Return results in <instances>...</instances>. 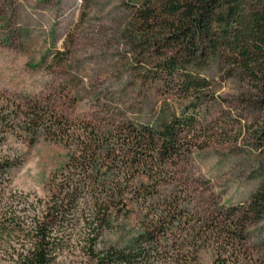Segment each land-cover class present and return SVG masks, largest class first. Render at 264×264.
Listing matches in <instances>:
<instances>
[{"label": "rangeland", "instance_id": "rangeland-1", "mask_svg": "<svg viewBox=\"0 0 264 264\" xmlns=\"http://www.w3.org/2000/svg\"><path fill=\"white\" fill-rule=\"evenodd\" d=\"M160 1L149 0L154 6ZM144 3L0 0V112L8 120L0 157L20 163L2 201L16 207L24 229H30L66 158L61 143L34 129L32 105L57 106L70 120L114 115L160 127L187 119L191 124L180 135L186 150L176 159L175 177L189 185V203L208 214V224L216 221L210 212L217 210L218 220L230 227L206 229L204 241L178 235L168 247H174L171 264H181L190 253L198 264H264V203L259 212L250 207L264 190V78L245 74L225 54L215 60L192 56L154 20L152 28L139 30L137 10ZM170 58L200 85L186 91L180 74L163 72ZM148 202L131 206L119 223L103 230L94 248L123 246L158 222L164 198ZM83 216L88 221L90 212ZM88 231L84 221L67 229L52 264L85 262ZM32 242L21 233L0 237V264H12Z\"/></svg>", "mask_w": 264, "mask_h": 264}, {"label": "trees", "instance_id": "trees-1", "mask_svg": "<svg viewBox=\"0 0 264 264\" xmlns=\"http://www.w3.org/2000/svg\"><path fill=\"white\" fill-rule=\"evenodd\" d=\"M144 4L137 10L142 19L139 30L152 28L149 22L154 20L157 27L172 32L182 49L191 50L192 56L215 60L225 54L245 74L264 78V0H161L158 6L145 0ZM179 65L170 58L162 71L170 76L180 74V87L186 91L198 87L192 73ZM45 105L31 106L34 129L43 131L45 139L61 143L66 158L53 179L51 198L41 214H35L28 230L16 215V207L2 201L19 159L0 157V207L6 208L0 209V237L21 233L33 241L12 264H52L62 235L81 221L89 226L85 235L90 244L88 259L82 264H171L174 247H168L178 235L199 236L204 241L208 228L229 230L230 223L218 220L222 214L217 210L210 212L216 221L208 224V214L189 203V185L175 177L176 159L186 150L180 137L182 127L190 121L174 119L156 127L128 118L118 120L114 115L70 120L57 106L49 109ZM7 121L0 112V126ZM2 126L0 134L5 135ZM159 196L164 205L158 222L138 231L123 246L94 248L103 230L119 223L131 206ZM261 202L264 190L253 196L250 207L256 206L259 212ZM85 210L90 212L88 221ZM196 260L190 253L181 264H198Z\"/></svg>", "mask_w": 264, "mask_h": 264}]
</instances>
